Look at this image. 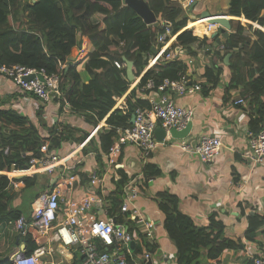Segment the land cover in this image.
I'll return each instance as SVG.
<instances>
[{"label": "trees", "instance_id": "1", "mask_svg": "<svg viewBox=\"0 0 264 264\" xmlns=\"http://www.w3.org/2000/svg\"><path fill=\"white\" fill-rule=\"evenodd\" d=\"M147 2L157 18L172 22V33L177 35L172 47H182L187 54L175 59L158 60L132 90L134 80L128 79L127 66L118 68L115 61L126 63L125 58L133 61V73L139 77L148 66L149 57L154 53L153 47L158 46V35L165 29L157 22L146 23L124 0H0V66L20 64L61 74V108L68 102L73 114L83 116L87 123L96 126L106 118L110 126L109 129H101L90 140L89 144L96 145L99 159L114 144L117 128L132 125L135 109L149 107L145 95L138 96L141 88L150 79L156 85L166 78L179 79L189 69V55L196 56L199 49L205 48L208 54L214 53L219 59V63L205 68L207 80H212L216 86L223 71L231 72L226 93L231 88H244L243 93L249 103L251 130L258 134L264 124V30L253 28L251 35L246 31L252 29V24L237 21L238 25L232 27L229 37L222 38L224 54H221V44L216 42L220 34L200 39L191 29H185L189 17L178 0ZM226 15L245 17L264 27V0H230ZM84 37L88 40V53L83 59V71L90 76L88 82L81 77L79 63L68 61L73 48L81 46ZM227 56H230L229 62L225 63ZM66 63L68 67L63 68ZM203 85V92L208 94L211 88L207 83ZM129 90V109L125 112L115 108L116 97ZM80 130L65 125L53 139L52 146H60L62 142L84 143L89 133H80ZM45 139L29 116L0 102V171H10L13 165L28 168L33 157L42 155L41 147ZM87 145L83 152H86ZM121 172L109 207V216L118 220L121 219L123 201V190L120 188L129 180L124 171ZM145 173L151 178L159 171L148 163ZM33 177L20 179L25 183V190L36 185ZM13 194L10 179L0 174V231L15 228V220L23 213L22 209L14 208ZM159 197L166 200L160 201L159 207L166 216L164 224L168 236L177 247V264H201L205 258H218L226 249L243 247L242 243L226 237V225L218 218L219 213L210 215L208 225L198 226L191 216L177 210L174 195L161 192ZM247 221L245 237L248 240H255L260 232L264 234V214L251 213ZM23 240L27 244L25 253L31 254L37 243L28 234L23 236ZM4 246L6 242L1 238L0 264H14Z\"/></svg>", "mask_w": 264, "mask_h": 264}, {"label": "crops", "instance_id": "2", "mask_svg": "<svg viewBox=\"0 0 264 264\" xmlns=\"http://www.w3.org/2000/svg\"><path fill=\"white\" fill-rule=\"evenodd\" d=\"M178 1L182 4L185 0ZM229 4L230 0H197L193 9L191 7L184 9L189 17L185 29L194 28L196 36L200 39L206 35L212 37V34L217 31L221 36V28L205 34L206 26L203 23L196 24V19L202 17L205 11L212 15H226ZM201 9L204 12L199 14ZM226 16L232 27V21L252 24V29L246 31L251 35H253V28L264 30L259 23L247 20L245 17ZM160 20L157 18V24L161 23ZM232 31L233 28L229 34ZM175 39L176 37L173 42ZM84 44L88 50V43L82 45ZM219 51L224 54L220 46ZM85 57L77 61L76 57L74 62L79 63L81 77L84 82H88L90 76L83 71ZM229 58L227 61L224 59L225 63L229 62ZM187 61L191 78L200 82L202 89L184 96L174 93L173 98L177 104L192 108L195 112L193 128L187 137L189 141L197 142L205 134L222 138L224 147L210 163L203 162L197 155L189 154L172 145L177 139L171 137L167 140L168 143L159 145L148 159L144 158L142 151L136 145L126 144L123 146L118 165L111 166L107 157L108 153H102L98 159L96 145L89 144L101 129L110 128L106 118L93 126L87 123L83 116L73 114L67 106L61 108V100L44 104L35 96H25L11 80L0 75V102L29 116L39 127L41 135L46 138L43 145L48 144L51 153L58 155V162L52 164L54 167L52 172L48 171V166L33 167L31 164L28 168L22 169L13 165L10 171H0L1 175L8 176L11 181L14 208L22 209V215L30 220L41 196L49 192L62 179H64L63 186L68 188L65 175H76L74 186L66 192L67 197L80 199L88 193L98 194L101 201L95 205L94 213L98 217L106 218L109 216L111 206L110 197L117 190L116 182L121 178V170H123L129 178L128 182L133 180L132 183H134L141 175L146 179L140 195L131 204L130 212L136 210L155 224L154 245H150L153 264H177V247L168 236L164 224L166 216L159 207L160 201L166 202L160 199L161 192L174 195L177 198L174 203L177 210L191 216L198 226L208 225L210 215L213 212L219 213L218 218L226 225V237L243 244L241 248L224 250L216 259L206 260L205 258L201 264H253L252 254L264 256V234L260 232L252 241L245 237L248 228L247 216L256 212L264 214V162L256 163L247 157L250 153V140L258 134L251 130L250 109L248 99L243 93L244 88L242 86L231 88L228 94L226 93L231 79V72L227 70L223 71L220 82L216 86L212 80H207L205 68L213 63H219V59L214 53L208 54L205 48L199 49L196 56L189 55ZM149 68L151 65H148L139 77L134 75L130 90L137 86ZM204 83L211 88L208 94L203 92ZM130 90L123 96L116 97L115 108L123 109L125 112L129 109L127 95ZM142 91L143 88L138 92V96L144 97L145 93ZM239 99L242 102H236ZM65 125L71 129L83 130L82 132L80 130V133L88 132L86 143L82 146L81 142H62L60 146H52L53 139ZM263 126L264 124L262 128ZM85 145L87 150L83 152ZM148 163H152L159 171L157 176H151V178L154 177L152 182H148L149 178L145 173ZM24 176H34L36 185L25 190V183L20 180ZM94 176L99 178L96 184L92 183ZM14 183H17V186ZM127 184L120 189L124 191ZM14 227H9L11 230L0 231V239L6 242L4 247L11 257L19 250L25 252L27 246L23 240V236L27 234L21 235L16 226ZM28 235H31L38 245L33 235ZM55 248L54 254L46 256L47 259L44 258L48 264H72L79 260L78 248H66L57 244Z\"/></svg>", "mask_w": 264, "mask_h": 264}, {"label": "built area", "instance_id": "3", "mask_svg": "<svg viewBox=\"0 0 264 264\" xmlns=\"http://www.w3.org/2000/svg\"><path fill=\"white\" fill-rule=\"evenodd\" d=\"M194 2L195 0H185L182 6L188 9ZM210 19V17L196 19V24L203 23L206 26L205 34H210L221 27L219 24L211 23ZM160 21L165 30L158 35L156 51L149 57L148 65L151 67L158 60L175 59L182 57L186 52L182 47H172L173 39L176 37L172 33V22L164 19ZM192 31L196 35L194 28ZM83 43H88L86 37L83 38ZM82 44L77 48L84 57L88 50L85 44ZM220 47L224 50L223 45ZM115 64L118 68L127 66L125 62L120 61H115ZM68 65L66 63L62 67L67 68ZM0 75L11 80L25 96H35L44 104L63 97L61 74L49 73L45 68L20 64L2 65ZM200 89L202 85L191 78V71L188 70L182 73L179 79L166 78L159 85L150 79L143 88V91H147L145 97L149 107L136 108L134 123L129 127L117 128V138L107 154L110 165H118L123 146L126 144L136 145L144 158L148 159L159 145L168 143L173 128L177 130L186 128L188 123L193 121L195 112L192 108L177 104L173 94L184 96ZM65 106L70 109L68 102ZM160 127L166 132L163 140L156 137V130ZM85 143L86 141L81 145ZM172 145L184 152L197 155L203 162L210 163L220 153L224 142L217 135L205 134L197 142L184 138L177 139ZM41 152L43 153L41 157L31 159V166H48V171L52 172L54 170L52 164L58 162V155L52 154L46 143L42 145ZM247 157L256 163L264 162V126L258 135L250 140V153ZM64 178L69 185L68 188L63 186L62 179L39 198L30 220L25 215L15 220V226L21 235L32 234L38 245L31 254L19 250L12 255L14 264H48L44 258L55 253L56 244L66 248H78L80 257L76 264H148L150 261L153 264L150 245H154L155 224L136 210L130 212L132 202L145 186L146 179L143 175L134 183L133 180L127 182L123 191L119 220L110 216L98 217L94 213L95 205L101 201L96 193H88L80 199L67 197L66 192L74 186L76 175H65ZM152 181L153 178L148 179V182ZM98 182L99 178L94 176L92 183ZM16 184L14 183L15 186ZM132 241L136 243L134 249L129 248ZM251 260L253 264H264L263 255L252 254Z\"/></svg>", "mask_w": 264, "mask_h": 264}, {"label": "water", "instance_id": "4", "mask_svg": "<svg viewBox=\"0 0 264 264\" xmlns=\"http://www.w3.org/2000/svg\"><path fill=\"white\" fill-rule=\"evenodd\" d=\"M126 5H129L131 7H133L137 13H139V15L144 19V21L148 24H153L157 21V16L154 13V11L150 8L147 0H124ZM197 0H195L194 3L191 4V9H193V7L195 6ZM202 17H210V22L214 23V24H219L221 25V36L217 37L216 42L218 44H222L223 43V39H226L229 37V32L232 29L231 27V22L228 19V17L224 14H219V15H212L210 12L205 11L202 15ZM219 34V32H215L212 34V37H216ZM223 38V39H222ZM153 52L156 51L155 47H153ZM229 58V56H227L225 58V60L227 61V59ZM75 60V56H73L72 54L68 57V61H74ZM125 61L127 63V74H128V79L129 80H133L134 79V73H133V61L128 60L125 58ZM135 120V115H132V119H131V123H134ZM193 128V121L189 122L188 125L186 126V128L182 129V130H177L176 128H173L171 130V136L172 138L175 139H184L187 138L188 135L191 133ZM166 136V132L163 128H158L156 130V137L159 140H163L164 137ZM136 246L135 241H132L131 243H129V248L134 249ZM148 264H152V261H150Z\"/></svg>", "mask_w": 264, "mask_h": 264}, {"label": "rangeland", "instance_id": "5", "mask_svg": "<svg viewBox=\"0 0 264 264\" xmlns=\"http://www.w3.org/2000/svg\"><path fill=\"white\" fill-rule=\"evenodd\" d=\"M201 1H199V3H200ZM212 10V9H211ZM204 11L201 9V11H199L198 13L199 14H202ZM232 25H233V27L235 28L237 25H238V22L237 21H232ZM78 48L77 47H74L73 48V51H72V55H74L75 56V58H76V61H77V59H80L81 57H83V55H81L80 54V52H79V54H78ZM48 257H46L45 259H47Z\"/></svg>", "mask_w": 264, "mask_h": 264}, {"label": "clouds", "instance_id": "6", "mask_svg": "<svg viewBox=\"0 0 264 264\" xmlns=\"http://www.w3.org/2000/svg\"><path fill=\"white\" fill-rule=\"evenodd\" d=\"M228 17V16H227ZM221 26V25H220ZM221 28V27H220ZM207 36V35H206ZM222 45V44H221Z\"/></svg>", "mask_w": 264, "mask_h": 264}]
</instances>
